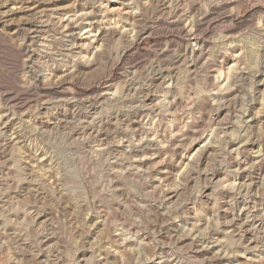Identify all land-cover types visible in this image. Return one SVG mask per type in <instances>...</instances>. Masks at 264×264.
Instances as JSON below:
<instances>
[{
    "label": "rangeland",
    "instance_id": "1",
    "mask_svg": "<svg viewBox=\"0 0 264 264\" xmlns=\"http://www.w3.org/2000/svg\"><path fill=\"white\" fill-rule=\"evenodd\" d=\"M263 152L264 0H0V264H264Z\"/></svg>",
    "mask_w": 264,
    "mask_h": 264
},
{
    "label": "bare ground",
    "instance_id": "2",
    "mask_svg": "<svg viewBox=\"0 0 264 264\" xmlns=\"http://www.w3.org/2000/svg\"><path fill=\"white\" fill-rule=\"evenodd\" d=\"M106 30V29H105ZM108 31H110V30H108ZM114 31V30H113ZM112 31V32H113ZM188 33V32H187ZM191 33V32H190ZM196 33V32H195ZM118 34H120L121 35V33H117L116 31L113 33V35H117V36H119ZM126 35V34H125ZM195 35V34H194ZM122 36V35H121ZM124 36V35H123ZM125 37V36H124ZM122 38V37H121ZM103 39H104V37H103ZM106 39V38H105ZM123 40V39H122ZM101 41H103V40H101ZM120 42V41H119ZM104 45V44H103ZM186 46V45H185ZM189 46V45H188ZM191 46V45H190ZM203 47V46H202ZM201 47V48H202ZM201 48H200V50H201ZM107 49V48H106ZM105 49V50H106ZM203 49V48H202ZM193 50V49H192ZM199 50V53H201V51ZM107 51V50H106ZM195 51L196 50H193V52H191V53H195ZM187 55V54H186ZM102 56V55H101ZM101 56H100V58H101ZM189 56V55H188ZM197 57V56H196ZM181 58V57H180ZM100 60V59H99ZM182 60V59H181ZM181 62V61H180ZM95 66V65H94ZM90 68V67H89ZM159 76V75H158ZM162 75L160 74V77H161ZM157 78V77H156ZM155 78V79H156ZM162 78V77H161ZM154 79V80H155ZM158 79V78H157ZM159 83V82H158ZM151 101V100H150ZM151 105V106H150ZM157 105V104H156ZM144 108H145V113L147 112V113H159L158 112V110L159 109H157V107L156 106H153V104H144V106H143V110H144ZM143 113V112H142ZM144 113V114H145ZM148 115V114H147ZM151 116V115H150ZM227 136V135H226ZM244 146V145H243ZM131 149H133V150H142V151H144L146 148L144 147V146H141V147H139V146H136V145H132L131 147H130ZM209 152H212L211 150H209ZM232 152V151H231ZM234 152V151H233ZM256 153V152H255ZM264 153V152H263ZM261 155V154H260ZM257 158H259V156H256ZM144 160V159H143ZM239 168H237V170H236V176H235V178H236V180H242V181H244L245 180V178H244V173L243 172H241V166H238ZM245 171V170H244ZM234 173H235V171H234ZM208 176H209V173L207 174ZM206 176V175H205ZM210 178H211V180L212 181H216V183L215 184H217V183H219L220 181H221V178L220 177H218V176H215V175H213L212 177L211 176H209ZM244 178V179H243ZM223 182V181H222ZM224 183V182H223ZM247 183H245V185H246ZM244 185V186H245ZM248 187V186H247ZM250 187V186H249ZM174 195H176V193H173ZM246 223V226L249 228L250 226L252 227V224L248 221V220H246L245 221Z\"/></svg>",
    "mask_w": 264,
    "mask_h": 264
}]
</instances>
